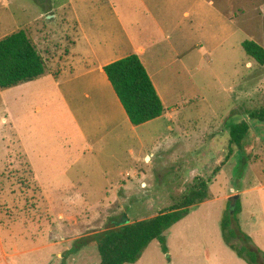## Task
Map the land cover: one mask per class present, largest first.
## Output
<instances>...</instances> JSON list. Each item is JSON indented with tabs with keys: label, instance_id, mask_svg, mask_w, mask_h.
Listing matches in <instances>:
<instances>
[{
	"label": "rangeland",
	"instance_id": "1",
	"mask_svg": "<svg viewBox=\"0 0 264 264\" xmlns=\"http://www.w3.org/2000/svg\"><path fill=\"white\" fill-rule=\"evenodd\" d=\"M13 1L18 31H26L38 51L48 49L45 42L64 46L60 19L47 17L55 13H45L42 0ZM63 1L49 3L58 10ZM207 1L222 15L203 2L188 19L181 13L173 19L178 27L172 39L157 41L152 61L161 69L165 115L155 122L131 131L121 118L96 143L91 132L83 129L82 136L68 114H60L57 96L51 93L50 115L42 123L47 155L34 158L41 187L30 180L26 163L16 155V143L1 138L2 159L9 155L0 164V223L6 248L44 244L38 230H70L78 233L73 238L81 239L154 217L179 204L204 180L209 182V199L164 234L167 252L155 240L134 264H248L228 248L220 229L223 215L231 206L234 211L238 201L239 228L264 260V122L246 114L264 107V66L242 49L245 41L264 48V0ZM192 3L180 2V7ZM38 16L40 20L26 28ZM198 44L204 46L200 54V48L191 49ZM171 47L181 55L189 52L178 60ZM67 50L65 45L58 53V68L68 64ZM78 64V59L71 63L75 73L83 69ZM238 121L249 124V136L222 165L228 144L225 126ZM234 196H239L236 202ZM232 243L241 246L238 240ZM38 255L25 258L37 260Z\"/></svg>",
	"mask_w": 264,
	"mask_h": 264
},
{
	"label": "crops",
	"instance_id": "2",
	"mask_svg": "<svg viewBox=\"0 0 264 264\" xmlns=\"http://www.w3.org/2000/svg\"><path fill=\"white\" fill-rule=\"evenodd\" d=\"M42 1L45 13L47 11L55 13L54 16L47 17L50 20L51 17L60 19L63 34L65 33L64 46H49V43L45 42L44 45L48 49L39 51L44 52L41 56L47 65V73L35 81L6 90L0 89V140L5 136L6 141H11V145L13 142L16 143V148L19 149L16 155H20L26 163L38 187L42 184L35 173L37 170L34 158L47 155L44 152L45 133L42 123L45 117L50 115L51 93L57 96L56 103L60 105L58 108L60 114H68L82 136L83 129L87 130L91 132L92 139L99 143L110 133L113 124L119 119L122 118L124 123L130 124L103 68L129 55H137L163 104L159 92L162 87L161 69L152 61L157 41L159 42L161 38L167 42L172 39L173 28L178 27V22L173 23V19L177 20L180 13L182 18L188 19L195 6L201 8L204 6L203 2L217 10L213 2L207 0H192L190 8L180 7V2L187 0H64L58 10L52 8L49 0ZM14 2L0 0V40L18 31L17 14L12 8ZM39 17L33 18L26 24V28L35 25L40 20ZM34 42L36 44L37 40ZM65 45L68 46L65 53L68 64L58 68L56 58L59 52L64 51ZM197 47L200 48L198 51L200 54L204 46L193 45L191 49ZM171 50L174 58L178 60L189 52V49H186L187 52L181 55L172 47ZM75 59H78V65H83L81 72L78 71L81 74L72 71L71 63H74ZM90 62L92 67L88 64ZM53 67L57 68L56 73ZM68 70L69 73H66ZM63 72L66 73L64 77ZM80 78L82 80L78 81ZM38 119L39 126L36 124ZM94 125H98V130L92 128ZM132 128L136 127L132 126L131 131L134 130ZM34 140L37 141L36 145L32 142ZM2 157L3 150L0 149V164L8 160L9 155L7 154L4 160ZM77 234L65 229L60 231L43 229L38 230L37 235L43 237L44 244L30 249H18L15 245L6 248L0 226V264H35L36 261L37 264H85L91 260L98 264L95 247L83 248L77 253L65 255L78 239L73 238ZM38 253L37 260H34L35 257L25 258Z\"/></svg>",
	"mask_w": 264,
	"mask_h": 264
},
{
	"label": "trees",
	"instance_id": "3",
	"mask_svg": "<svg viewBox=\"0 0 264 264\" xmlns=\"http://www.w3.org/2000/svg\"><path fill=\"white\" fill-rule=\"evenodd\" d=\"M242 49L248 58L264 66L263 47L254 41H245L242 43ZM47 71L45 60L26 31L14 32L0 40V89L6 90L35 81ZM103 71L132 126L144 125L164 115L165 109L161 99L137 55L132 54L110 63L103 68ZM246 114L250 120L264 122V107ZM225 132L228 136V144L222 165L227 164L236 150L242 149L249 136L250 126L246 121H238L225 126ZM28 172L35 186L32 172ZM208 184L207 181L199 180L183 196L179 204L154 217L78 239L65 255L94 246L99 256L98 264H134L145 248L155 240L160 242L163 252L166 253L164 234L184 219L193 207L209 199ZM239 211L238 201L234 211L228 210L223 215L220 229L225 243L238 258L248 264H264L260 253L250 245L249 237L239 228L237 223ZM0 226L2 227L1 223ZM232 240H238L241 246L232 243Z\"/></svg>",
	"mask_w": 264,
	"mask_h": 264
},
{
	"label": "water",
	"instance_id": "4",
	"mask_svg": "<svg viewBox=\"0 0 264 264\" xmlns=\"http://www.w3.org/2000/svg\"><path fill=\"white\" fill-rule=\"evenodd\" d=\"M239 199V196H234L233 200L236 202ZM231 209H233V206H231Z\"/></svg>",
	"mask_w": 264,
	"mask_h": 264
}]
</instances>
